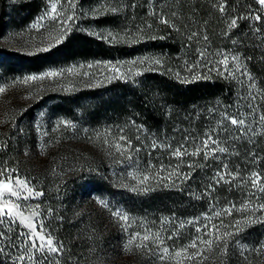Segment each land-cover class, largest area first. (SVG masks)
Listing matches in <instances>:
<instances>
[{
    "label": "trees",
    "instance_id": "trees-1",
    "mask_svg": "<svg viewBox=\"0 0 264 264\" xmlns=\"http://www.w3.org/2000/svg\"><path fill=\"white\" fill-rule=\"evenodd\" d=\"M5 3L0 0V9ZM78 3L89 10L87 14L97 27L110 28L111 42L97 38L86 28L75 27L61 43L27 56V63L41 69L90 56L146 58L147 64L139 74L119 76L108 85L115 88L108 98V115L123 129L124 146L134 152V161L122 163L120 151L116 156L102 152L98 159L100 174L85 180L87 191L109 202L110 209L87 207L84 213L76 214L77 189L56 194L46 184L41 186L43 194L33 200L41 214L40 223L55 243L63 245L58 253L40 256L42 264L103 263L125 247L124 235L129 227L153 228L161 232L168 247L180 248L190 244L192 240L186 239L194 233L193 224L181 227L175 222L182 216L216 220L208 224L209 228L222 222L221 234L235 232L236 221L249 217L258 220L241 225L239 235L229 239L226 255L218 249L207 252L204 264H264V255L252 250L264 244V211L235 210L246 201L251 206L264 204V192L253 187L250 177L253 173L264 176V120L250 126L244 116H264V6L258 0ZM37 7L29 2L31 14ZM256 16L261 19L256 20ZM233 20L237 21L235 26H231ZM4 25L1 20L0 31ZM226 53L227 69L219 63ZM233 56L238 61H233ZM33 109L29 108L27 115ZM98 112L93 110L92 116ZM229 118L243 119V128L232 125ZM208 136L216 143L205 147L203 141ZM23 137L33 142L30 136ZM20 138L0 132V168L18 167L15 156ZM177 148L182 153L197 148L200 152L177 157L173 155ZM220 148L227 151L220 152ZM134 170L140 180L146 175L148 181L140 184L138 177L133 178ZM218 173H224L223 180ZM259 186H264V180ZM233 205L231 215L224 214L223 210ZM117 209L129 216L128 222L113 215ZM217 212L221 215L216 216ZM0 231L4 233L0 236V264L20 263L19 253L31 246L24 236L25 228L6 218ZM240 245H247V260L240 255Z\"/></svg>",
    "mask_w": 264,
    "mask_h": 264
},
{
    "label": "rangeland",
    "instance_id": "rangeland-1",
    "mask_svg": "<svg viewBox=\"0 0 264 264\" xmlns=\"http://www.w3.org/2000/svg\"><path fill=\"white\" fill-rule=\"evenodd\" d=\"M29 2H35L38 6L32 14L29 11ZM51 3L57 4L58 16L56 19L51 13ZM71 4L74 7L69 5L68 0H6L5 7L0 9V21L5 22L0 31V87L5 89L4 92H0V132L6 133L9 137H15L16 140L19 135L22 137L20 138L21 144L16 148L15 160L18 161V167L7 165L1 167L0 170L12 172L13 180L17 178L24 180L29 187L33 188L34 192L38 191L42 194L41 186L43 184H46L56 194L61 190L72 192L73 189H77L76 214H82L87 207L93 209L101 206L105 209L111 208L109 202L104 200L101 203L102 199L97 193L87 191V185L84 183L85 180L100 174L102 166L98 159L101 158L102 152H110L111 155L116 156L117 146H120V152L123 154L120 158L121 162L134 161V152L124 146L123 129L114 123L115 121L108 115V98L110 99L111 95L115 93V88L108 85L119 76L132 75L143 70L144 64L147 63H145L146 58L125 59L117 56L103 59L90 56L88 59L76 58L68 62H58L57 65H46L41 69H33L27 63V56L42 53L43 49L49 50L54 47L57 45L58 39L63 41L75 27L86 28L97 38L107 40L106 43L111 42L110 28L97 27L87 14L89 10H83L79 6L78 0H71ZM45 13L48 15L45 16ZM69 15L74 16V19L62 26L59 20L66 19ZM41 17L44 19L41 20ZM88 19L90 21H87ZM33 24H37V27H32ZM68 28L71 30L68 31ZM228 56L226 53L224 57ZM131 61H137V63L131 64L129 63ZM113 66H116L119 71H115ZM68 69H72V71H67ZM61 70H64L63 74L55 78H46L28 84L20 82L25 76ZM59 103L60 105H57ZM31 107L34 108L33 113L27 115L26 112ZM93 110H99L98 114L92 116ZM244 116L250 126H257L263 121L261 117L248 118L249 116L246 114ZM65 121L68 123H62ZM139 121L141 122V120ZM137 128L140 126L137 125ZM24 135L33 138V142L23 137ZM122 137L123 139H121ZM123 150L128 153L124 154ZM111 165L116 166V164ZM111 168L113 167H110L109 170ZM133 174L136 178L139 172L134 170ZM221 175L224 176V173ZM250 177L253 178L252 174ZM259 177L260 180H264V176L259 175ZM0 179H5V177L0 176ZM139 180L138 177L137 181ZM25 195H27L26 191L21 193V196ZM39 197L33 196L27 201L21 200L19 203L22 207L14 209V211H21L24 216H30L33 211L37 212L38 215L34 216L32 220L36 231H40L42 224L40 223V211L33 200ZM7 198L12 203H17L15 198ZM261 200L264 202L263 199ZM4 202V199H0V204ZM170 219L163 218L168 222L171 221ZM10 220L23 226L26 230L25 233L31 232V229L19 222V217ZM189 221L193 223H188ZM215 221H210L206 217L201 220H192L186 216L175 219V222L179 224L194 225V233L186 239L188 241L195 239L197 227H200L201 224H211ZM135 228L129 227L125 231V245L134 233H140L141 236L158 233L153 228L146 226L140 227V229ZM45 233L49 234L44 227L42 234ZM160 236L162 238V235ZM51 238L54 241V246H57L54 238L52 236ZM32 239H36V243L39 245L38 238H28L29 241ZM136 243H140V241L137 240ZM166 244L164 240V246L168 247ZM188 244L185 243L180 248H168L170 252H174ZM130 247L131 251L125 250L124 247L100 264H127L128 262L132 264L134 259L136 261L133 264H162L157 256L150 254L148 250L137 248L135 244ZM149 248L153 252L156 251V246L151 242H149ZM29 249L30 251L27 253L26 249L22 250L19 256L39 257L40 264H42L40 256L50 254L46 251H36L31 246ZM192 251L195 250L189 249L190 253ZM206 253H204L205 256ZM19 262L31 264L27 259ZM163 264H173V262L167 260ZM184 264H197V262L185 261Z\"/></svg>",
    "mask_w": 264,
    "mask_h": 264
},
{
    "label": "snow or ice",
    "instance_id": "snow-or-ice-1",
    "mask_svg": "<svg viewBox=\"0 0 264 264\" xmlns=\"http://www.w3.org/2000/svg\"><path fill=\"white\" fill-rule=\"evenodd\" d=\"M69 5L73 6L71 4V0H68ZM259 4L264 5V0H258ZM62 7V5H61ZM221 11H224V8L221 7ZM111 11L115 12L116 9H112ZM51 13L53 14V18L56 19L58 14H57V4L56 3H51ZM48 13H45V16H47ZM44 17H41V20H43ZM74 19V16H67L66 19H61L59 22L61 25L68 24L69 21H72ZM256 20H260V16L255 17ZM166 23V21H165ZM237 23L236 20H233L231 22V26H235ZM32 27H37V24H33ZM68 31L71 29L68 28ZM102 35V34H101ZM109 38H111V34H109ZM62 40H57L56 43L59 44L61 43ZM49 47H52V45H49ZM44 51H47L48 49H43ZM203 55V54H202ZM233 61H238V57L233 56L231 57ZM154 63H159V60H154ZM131 64L137 63V61H131L129 62ZM219 63H222L225 65V68L227 69L228 65V57H225L224 60L220 61ZM237 69H239L240 65H236ZM115 71H119V69L116 66H113ZM64 70L61 71H47L39 75H29L25 76L22 81H20L23 84H28L29 82H35V81H42L46 78H55L57 76H60L63 74ZM67 71H72V69H68ZM139 74V73H137ZM87 75V73H85ZM229 75H233L231 71H229ZM199 76H194L193 79H199ZM187 82V81H186ZM252 87L255 85L252 84ZM5 89L0 87V92H4ZM230 123L232 125L237 126V128L242 129L245 121L243 119H236V118H229ZM261 120H264V116L261 117ZM67 124L68 122H62ZM123 139V137L121 138ZM216 143L215 140L212 139L211 136H208L207 139L203 141V144L205 147L209 145V143ZM155 147V145H153ZM182 147V146H181ZM120 146H117V151H120ZM220 152H225L227 149L225 148H220ZM200 152V149L197 148L195 152L192 153H182L180 148H177L174 152L173 155L179 157L182 154H189V155H198ZM207 155V153L205 154ZM0 176L5 177V179H0V199H4V203L0 204V225H3L4 221L6 218H10L12 220H15L17 217H19V222L21 224L26 225L29 229H31L30 233H24V236L26 237V241L29 237H34L38 238L40 243L37 245L36 239L31 240V248L36 249V251L39 252H45L46 253H58L61 251L63 248L62 244H59V242H56V244H59V246H54V241L51 238L50 234H42L44 233V226L40 225V231H36L34 228V225L32 223L33 217L38 215L37 212L33 211L30 216H24L21 211H14V209H19L22 207V205L19 203V201H27L31 199L33 196L39 197L42 195L41 192L33 190L32 187H29L27 182L24 180H21L19 178L13 180L12 179V172L8 170H0ZM218 176L220 177V180L224 179V176L218 173ZM252 180L251 183L254 188H257L258 191L264 192V186H259V181L260 177L257 173L252 174ZM135 179V177H133ZM171 178V177H169ZM149 179L148 176H144L140 180V184H144L147 182ZM220 180H217V183L220 182ZM136 190V189H133ZM27 192V195L21 196V193ZM144 191H147V189H144ZM11 197L15 198L17 203H12L10 199L6 197ZM103 203V201H101ZM38 207V205H37ZM233 209H235V205L231 206L230 208L224 209L223 212L224 214L231 215ZM6 210V211H5ZM236 211H252L253 213L256 212H261L264 211V204H259L257 206H251L249 202H245L240 209H235ZM113 215L118 217L120 221L123 222H128L129 221V216L126 213L121 212L119 209L113 212ZM216 216H220L221 213L217 212L215 213ZM206 219H211L210 217H206ZM258 220L253 219L251 217L246 218L243 221H236L235 222V227L236 231L235 232H223L221 234L220 229L223 227V223L219 226L217 225H212L211 228H209L208 224H204L200 227H197V236L195 239H193L190 244L185 246L182 249L175 250L174 252H170L169 248L164 246V240L161 238L160 233H155V234H145L141 236L140 233H134L131 237V239L127 242L125 245V250L131 251V245L135 244V247L137 248H144L148 250V252L152 255L157 256V258L162 262L167 261V260H172L173 264H184L185 261H196L197 264H204V261L208 259L207 256L204 255L205 252H212L214 249H218L221 255H226L228 248H229V239L231 237L239 235L240 231L242 230L241 225H249L251 223H256ZM188 223H193L192 221H189ZM181 227L184 225L181 224ZM204 231V236L199 235L201 231ZM4 233L0 231V236H3ZM47 236V239H46ZM207 237V239H205ZM168 239H171V237H168ZM139 240L140 243H136V241ZM149 242L154 244L156 246V251L153 252L151 248H149ZM202 246V247H201ZM189 249H194L195 251H192L191 253L189 252ZM253 251H256L257 253L264 254V244H261L260 247L252 249ZM2 251V250H0ZM26 253L30 251L29 248L26 246ZM248 251L247 245H240V255L243 257L245 260H247V257L244 256V252ZM18 261H25L26 259L31 262V264H40L39 257H35L33 255H20L17 257ZM52 264H55L53 261ZM248 264H251L250 261H248Z\"/></svg>",
    "mask_w": 264,
    "mask_h": 264
}]
</instances>
